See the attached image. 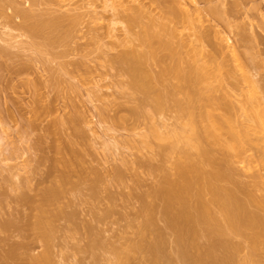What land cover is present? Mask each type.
Masks as SVG:
<instances>
[{"label":"rangeland","instance_id":"obj_1","mask_svg":"<svg viewBox=\"0 0 264 264\" xmlns=\"http://www.w3.org/2000/svg\"><path fill=\"white\" fill-rule=\"evenodd\" d=\"M168 1L2 0L0 264H35L42 255L37 264H48L47 257L50 264H264V166L250 146L233 165V182L218 184L245 206L241 224L258 219L259 236L255 224L228 226L214 201L212 186L219 182L204 179L214 166L187 141L182 108L187 94L201 87L188 73L197 63L195 37L166 11L180 4L194 17L195 5ZM236 1L218 3L231 8ZM250 7L253 15L229 16L234 27L217 29L231 40L242 30L251 39L246 50L264 52V0ZM55 20L59 27L52 31L47 24ZM36 21L45 25L34 34L29 26ZM126 53L141 54L147 90L121 59ZM263 78L264 68L255 72ZM188 164L199 173H188L198 179L186 198L192 208L201 199L197 206L205 203L211 214L205 222L193 210L196 249L186 246L188 238L179 241L157 193ZM48 187L58 188L55 200ZM222 239L234 249L220 248ZM156 244L160 257L146 249Z\"/></svg>","mask_w":264,"mask_h":264},{"label":"bare ground","instance_id":"obj_2","mask_svg":"<svg viewBox=\"0 0 264 264\" xmlns=\"http://www.w3.org/2000/svg\"><path fill=\"white\" fill-rule=\"evenodd\" d=\"M219 1L191 0L190 3H193L195 5L194 11L192 10L194 17H192V15L187 12V10L186 12L185 9L181 10L179 4L180 1L178 0L177 4L179 5H176V8L171 7L172 5L168 6L169 10L167 9L166 14L168 13L169 17H172L173 20L176 19V22L182 26L181 28H188L189 30L191 29L192 32L191 34H189V36L195 37L194 49H196L195 51L198 56L196 61L197 63H193V65L191 64L192 66H189L190 69L188 68V71L190 70V72L188 73H190L189 76L192 77H190L191 82L201 87L197 88L192 93L187 94L188 98L186 100V104L182 108L183 110H185L187 115L186 125L188 126V129L186 137L188 143L192 146H195L197 150H199V154L205 159L206 163L214 166L213 171L211 173L209 172V174L206 173L207 178L204 179L207 180L209 178V180L213 179L215 182H219L215 183L217 185L213 184L214 186H212L214 201H217L222 207V210L226 215L225 218H227V222L229 224L227 225L230 227L232 226L235 229L236 225L238 227L241 224L242 219L240 221V218L241 215H243L246 211L245 206L238 202L231 190L219 185L223 181L233 182V165L237 163L238 160L244 158L247 155L246 153L249 150L248 148H250V146H254L256 148V151L258 153L257 161L259 162V164H261V166H264V145H260L261 143L264 144V78L255 79V72L260 75V70L264 68V65L262 63V60L264 59V52L260 49L253 50L252 48H250L247 49L248 52L246 53V48H248V46H246V42L249 41L250 37L248 39V35H245V30L243 32L244 35L240 33L242 32V30L238 31L240 34L238 32H235L237 35V39L231 40L229 38L224 39L223 37H221L220 34H223V31L217 29L219 25H224L228 29V31L229 28L234 27L227 20V17L229 16L234 17L236 15L235 17H237V14L253 15L255 12L254 7H250V9L246 8V4L250 3L253 0H240L238 2L236 1V3H231L232 5H234L231 8L223 7L221 3H218ZM168 2L170 4V0ZM172 3L175 4L174 2ZM1 4L2 0H0V5ZM19 14L27 18V16L23 13L19 12ZM130 22L133 23L135 22V20L130 19ZM176 22L174 23L177 24ZM206 22L212 25L207 26L205 25ZM261 22L262 24L260 25V27L264 29V20L262 19ZM42 23L37 21L31 23L29 26V30L35 34L45 25ZM47 26L48 28L52 29V31H56L55 29H58L59 27L58 20L50 22L49 24H47ZM227 29L225 32H227ZM148 30L149 29L146 28L143 32L146 39L150 36ZM171 32L173 31L171 30ZM235 33L233 34L235 35ZM243 47H245L244 50H246L244 52L243 50H240L243 49ZM141 58V54L137 55L135 53H126L121 57L122 60L129 63L128 71L135 78L137 86L141 89L147 87L145 89L147 90L150 83H148V73L146 72V70H144V68H142L143 66L141 65ZM199 61L201 63H199ZM176 72H179V70H176ZM206 82H208V85L205 86L204 84ZM191 165L192 164H190V166L189 164L186 165V168L184 166H179V172H177L179 173V180L178 178H176V180H174V178L173 180L167 179L165 181V184L167 186H163V188L161 185V188L163 189H160L157 192L159 193V196H156L160 197L163 200V210H165V216H167L168 218L166 219L168 220L169 226L177 233L179 241H183L181 243H184L186 241L185 238H188L189 244L187 239V243L185 242L186 246L188 245L189 248L196 249L198 246L196 242L194 243L193 241V238L196 237H193V232L196 231L194 230L196 229L194 228L195 220L192 217L193 210L195 211L196 209L194 208L196 207L199 212L198 219L205 222L206 220L211 219V214L210 211H208V207L205 203H201L199 206H197L201 199L198 201L197 205L194 204L195 202H192V205L195 206L194 208H192L193 206L190 205L191 203L189 204L190 199L188 201V193L192 190V184L196 183V180L198 179H196V176V180L194 179V182H192L193 180L187 178L188 173L194 171L196 172L197 169L195 164H193L192 166ZM195 172L194 176L196 174L198 175L199 172L196 174ZM200 173H202V171ZM203 173L205 174V172ZM191 176H193L192 173ZM49 188L50 187H48V191L45 192L48 196L44 194V198L47 196L51 198V200H53L58 195V192L56 191L58 188ZM186 194L188 195V198H186ZM189 194H191V192ZM47 197L45 199L50 200ZM198 197L196 196L197 200ZM250 216L252 215H249V218ZM253 219H248L252 220L248 222L246 219L245 224H242L246 225V227L248 225L252 226L255 223L257 224L258 219ZM259 222L261 223V220ZM196 223L198 222L196 221ZM215 223L213 225H215ZM39 224H41V222ZM256 224L252 229H255V227L257 229L259 223L257 226ZM263 226L261 227L262 229ZM242 227L245 226L242 225ZM261 228L259 227V229ZM219 229L220 228H218L217 230L220 232L223 231L221 230L222 228L220 230ZM217 230H213L212 232L215 233ZM257 231L259 230H256V233ZM260 232L261 230L257 233L259 234V236L261 234ZM219 241H221V239L218 240V242ZM227 241L223 240L219 243V246L220 248L224 246V249L229 248V250L231 251V249H234V247L230 249V243H228ZM216 244L218 245V243ZM183 246L181 249L186 250L188 247L187 246L183 248ZM230 246L232 247V244H230ZM147 247L148 248L146 249L149 250V254H152V256L155 255L156 257L158 255V257H160L157 252L156 254L153 253L155 251L159 252V246L157 244ZM228 254H230L229 256H231V253ZM226 255L227 254H225V256ZM42 256L40 257V260H37L39 258L35 259V264L42 260ZM228 257H224L223 259L225 260L227 258L226 260H231L228 259ZM47 258H45L46 263L50 264V260L47 261ZM156 259L159 258H155V260ZM198 260H200V258ZM215 261L217 260H214V262ZM230 262L233 263L232 261ZM230 262L227 261V264H231Z\"/></svg>","mask_w":264,"mask_h":264}]
</instances>
